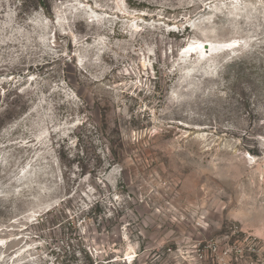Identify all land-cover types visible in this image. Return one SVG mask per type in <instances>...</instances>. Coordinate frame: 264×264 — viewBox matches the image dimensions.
Wrapping results in <instances>:
<instances>
[{"label": "rangeland", "instance_id": "374dc122", "mask_svg": "<svg viewBox=\"0 0 264 264\" xmlns=\"http://www.w3.org/2000/svg\"><path fill=\"white\" fill-rule=\"evenodd\" d=\"M0 121V264L264 259V0H0Z\"/></svg>", "mask_w": 264, "mask_h": 264}, {"label": "built area", "instance_id": "2783aa9c", "mask_svg": "<svg viewBox=\"0 0 264 264\" xmlns=\"http://www.w3.org/2000/svg\"><path fill=\"white\" fill-rule=\"evenodd\" d=\"M261 241L254 236H246L235 243H221L217 240H210L199 249V257L207 259L209 256L216 258L219 263L231 264L243 258H253L260 255ZM254 264H264V259L252 260Z\"/></svg>", "mask_w": 264, "mask_h": 264}, {"label": "bare ground", "instance_id": "6f19581e", "mask_svg": "<svg viewBox=\"0 0 264 264\" xmlns=\"http://www.w3.org/2000/svg\"><path fill=\"white\" fill-rule=\"evenodd\" d=\"M203 43L204 42H199V44L197 43L198 45L192 44L188 51L193 50L195 48V46H196V48H203L204 47V44ZM211 49H213L214 52L215 51H220V50L217 49V47H214V48L212 47ZM194 50H196V49H194ZM196 53L199 55V58H202L203 57V53L199 49L196 50Z\"/></svg>", "mask_w": 264, "mask_h": 264}, {"label": "trees", "instance_id": "16d2710c", "mask_svg": "<svg viewBox=\"0 0 264 264\" xmlns=\"http://www.w3.org/2000/svg\"><path fill=\"white\" fill-rule=\"evenodd\" d=\"M2 124H3L2 121H0V128L3 127ZM62 202H63V201H62ZM62 202H61V203H62ZM61 203L54 204V206H52V207L46 209V212H45V213L47 214V213L51 212L53 209H57V207H59V206L61 205ZM99 204H100V201L95 202V205H96L97 207L99 206ZM93 209H94V208H93Z\"/></svg>", "mask_w": 264, "mask_h": 264}, {"label": "water", "instance_id": "95a60500", "mask_svg": "<svg viewBox=\"0 0 264 264\" xmlns=\"http://www.w3.org/2000/svg\"><path fill=\"white\" fill-rule=\"evenodd\" d=\"M224 46H228V45H224ZM205 50H206L207 54L210 52V45H209V43H205Z\"/></svg>", "mask_w": 264, "mask_h": 264}]
</instances>
